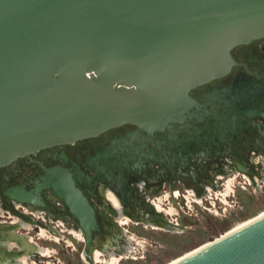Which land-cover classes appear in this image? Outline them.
Wrapping results in <instances>:
<instances>
[{"label": "water", "instance_id": "1", "mask_svg": "<svg viewBox=\"0 0 264 264\" xmlns=\"http://www.w3.org/2000/svg\"><path fill=\"white\" fill-rule=\"evenodd\" d=\"M258 36L264 0H0V165L122 123L151 133L194 117L189 89ZM171 264H264V213Z\"/></svg>", "mask_w": 264, "mask_h": 264}, {"label": "flooded vegetation", "instance_id": "2", "mask_svg": "<svg viewBox=\"0 0 264 264\" xmlns=\"http://www.w3.org/2000/svg\"><path fill=\"white\" fill-rule=\"evenodd\" d=\"M230 55L226 74L189 89L194 117L151 133L122 123L0 165V264H50L45 258L59 260V247L111 264L138 243L129 221L169 230L179 224L166 216L170 207L191 216L235 186L251 187L264 170V36L233 45ZM54 181L83 199L67 201Z\"/></svg>", "mask_w": 264, "mask_h": 264}, {"label": "rangeland", "instance_id": "3", "mask_svg": "<svg viewBox=\"0 0 264 264\" xmlns=\"http://www.w3.org/2000/svg\"><path fill=\"white\" fill-rule=\"evenodd\" d=\"M234 178L241 180L240 176ZM230 188L233 187L230 186ZM233 189L224 199L221 197L222 201L214 199L213 204L206 202L205 207H200L198 210L193 209L196 212L195 215L187 216L180 211L178 215H174L170 207L168 210L170 214L166 216L171 221L178 216L179 224L171 226L169 230L152 229L145 223L133 224L129 221L127 226H124L138 243L132 240L133 248L128 252H122L123 255L118 261L116 257L111 258L114 262L111 264H171L208 243L212 237L229 232L264 213V170L260 169L259 175L254 174L253 185L247 187V190L243 191L244 194L240 192L243 189L238 186ZM41 243L50 246L49 240L42 239ZM75 246L78 251L81 249V245L76 244ZM96 252L99 253L95 249L93 256ZM56 254L59 260L46 257L44 262L48 261L50 264H110L105 261L93 262V259L87 260L86 263L76 251L71 255L62 247H59ZM99 257L102 258V255ZM99 257L96 259L100 260Z\"/></svg>", "mask_w": 264, "mask_h": 264}, {"label": "bare ground", "instance_id": "4", "mask_svg": "<svg viewBox=\"0 0 264 264\" xmlns=\"http://www.w3.org/2000/svg\"><path fill=\"white\" fill-rule=\"evenodd\" d=\"M262 214H263V213H262ZM262 214H260V215H262ZM260 215H259V216H260ZM257 217H258V216H257ZM255 218H256V217H255ZM253 219H254V218H253ZM253 219H251V220H253ZM251 220H250V221H251ZM248 222H249V221H248ZM245 223H246V222H245ZM245 223H243V224H245ZM243 224H241L240 226H242ZM240 226H238V227H240ZM238 227H237V228H238ZM235 229H236V228H235ZM233 230H234V229H233ZM229 232H230V231H229ZM195 250H196V249H195ZM193 251H194V250H193ZM173 262H175V261H173Z\"/></svg>", "mask_w": 264, "mask_h": 264}]
</instances>
